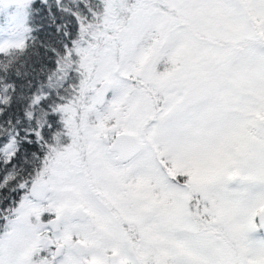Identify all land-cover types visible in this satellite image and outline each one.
I'll list each match as a JSON object with an SVG mask.
<instances>
[{
  "label": "snow or ice",
  "instance_id": "1",
  "mask_svg": "<svg viewBox=\"0 0 264 264\" xmlns=\"http://www.w3.org/2000/svg\"><path fill=\"white\" fill-rule=\"evenodd\" d=\"M0 264H264V0H0Z\"/></svg>",
  "mask_w": 264,
  "mask_h": 264
}]
</instances>
